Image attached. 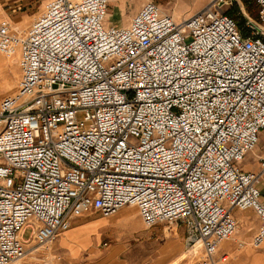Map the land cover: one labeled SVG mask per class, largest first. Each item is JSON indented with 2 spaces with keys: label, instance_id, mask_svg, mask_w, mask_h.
I'll return each mask as SVG.
<instances>
[{
  "label": "built area",
  "instance_id": "2783aa9c",
  "mask_svg": "<svg viewBox=\"0 0 264 264\" xmlns=\"http://www.w3.org/2000/svg\"><path fill=\"white\" fill-rule=\"evenodd\" d=\"M242 1L182 21L146 1L116 28L110 0H49L26 31L0 21L20 70L0 101V264L129 206L146 229L180 223L194 264L226 260L235 210L254 212L248 244H264V159L238 166L264 137V0L256 19Z\"/></svg>",
  "mask_w": 264,
  "mask_h": 264
},
{
  "label": "rangeland",
  "instance_id": "374dc122",
  "mask_svg": "<svg viewBox=\"0 0 264 264\" xmlns=\"http://www.w3.org/2000/svg\"><path fill=\"white\" fill-rule=\"evenodd\" d=\"M47 1L49 0H32L31 18L26 19L25 22L20 25L15 23L11 24L19 30L26 31L33 19L42 13ZM138 1L139 0H123L122 4L125 8L131 9L133 4ZM174 1L175 0H159L156 2V5H158L162 11L168 12L167 14L173 17L172 14L176 12V2L174 3ZM245 13L247 14L246 11ZM104 26L122 27V15L116 10L110 15L107 14L104 20ZM17 61V55L7 57L0 54V101L4 97L13 94L16 90L17 82L20 77ZM126 212L130 213L128 216L124 217L123 215ZM91 213H93V215H90ZM91 213L84 214L73 220L70 228L76 230V233L70 236V238L65 239V234L62 233L49 249L45 246L35 244L33 239H30L26 244L25 256L15 263L95 264L104 256H107L108 251L112 249L115 251L113 254H109V257H112L116 261L126 260L127 264H194L195 259L192 254L188 252L184 244L185 233L180 223H161L146 229L141 223L137 208L129 206L121 209L111 218H103L102 221H105L104 224L96 222L100 225H98L95 230L91 229L90 233H92L89 235L88 228L94 225L92 221H94L96 217L100 218L97 212ZM88 225L90 227L87 228L86 226ZM240 231L241 230L238 231L237 229V234ZM29 232V229L24 232L25 238L29 236ZM131 232H136L133 234V238H130ZM249 241H243L245 243L244 248H249L255 252L259 251V249L251 248L248 244ZM228 242L229 241L224 242L225 244L223 243L221 247L227 245ZM87 243L88 245H86ZM228 260L229 257L227 256L223 264H227Z\"/></svg>",
  "mask_w": 264,
  "mask_h": 264
},
{
  "label": "crops",
  "instance_id": "0c3cea01",
  "mask_svg": "<svg viewBox=\"0 0 264 264\" xmlns=\"http://www.w3.org/2000/svg\"><path fill=\"white\" fill-rule=\"evenodd\" d=\"M113 1V2H112ZM110 0L108 5V15L113 11H118L122 15V27L127 26L130 18L135 12L140 8V6L146 2L150 1L156 4L159 0H139L134 3L131 9L125 8L122 4L123 0ZM119 1V2H118ZM142 1V2H141ZM175 14L173 17L177 21H182L202 9L206 6L209 0H175ZM32 0H0V21H7L15 24H23L26 19H30L32 16ZM114 8V9H113ZM163 12L168 13L163 10ZM264 159V137L260 136L259 142L252 153H248L244 159L238 164L241 170L245 172H257L260 168V160ZM261 200L264 202V174L262 175L258 185H257ZM89 215V214H88ZM90 215H93L91 213ZM233 216L238 224V231L241 230L237 236L230 240L227 245L223 248L220 246L216 259H220L222 256L229 257L227 264H264V244L259 248V251L255 252L249 248H237L236 243L238 241L248 242L253 234L256 232L259 225L258 218L252 210H235ZM103 218H95L93 226H86L88 228L89 235L91 229H96L98 227L97 223H102ZM122 220V219H121ZM97 222V223H96ZM101 224V225H102ZM136 231V230H135ZM76 233V230L69 228L65 234V238H70ZM136 232L130 233V238H133V234ZM90 241V240H89ZM88 241V243H89ZM88 243L86 245H88ZM222 245V244H221ZM115 250L108 251L107 256H104L101 260L95 264H127L126 260H115L112 257H109V254H113ZM226 261V260H225ZM223 261L220 264H223ZM226 264V263H225Z\"/></svg>",
  "mask_w": 264,
  "mask_h": 264
},
{
  "label": "trees",
  "instance_id": "16d2710c",
  "mask_svg": "<svg viewBox=\"0 0 264 264\" xmlns=\"http://www.w3.org/2000/svg\"><path fill=\"white\" fill-rule=\"evenodd\" d=\"M244 4H245V9L247 14L256 19L257 18V7L251 2V0H244ZM234 13H235V9L234 10H229L227 12V14L230 17H234ZM241 25V23H239Z\"/></svg>",
  "mask_w": 264,
  "mask_h": 264
},
{
  "label": "bare ground",
  "instance_id": "6f19581e",
  "mask_svg": "<svg viewBox=\"0 0 264 264\" xmlns=\"http://www.w3.org/2000/svg\"><path fill=\"white\" fill-rule=\"evenodd\" d=\"M131 207V206H130ZM135 207V206H134ZM125 208V207H124ZM123 209V208H122ZM125 211H127V210H125ZM130 213V212H129ZM129 213L128 212H126L123 216L125 217V216H128L129 215ZM225 244V243H224ZM223 247V246H222ZM17 262V261H16ZM14 264H19V263H15L14 262Z\"/></svg>",
  "mask_w": 264,
  "mask_h": 264
}]
</instances>
